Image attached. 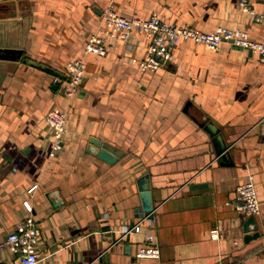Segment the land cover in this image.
<instances>
[{"label": "crops", "instance_id": "0c3cea01", "mask_svg": "<svg viewBox=\"0 0 264 264\" xmlns=\"http://www.w3.org/2000/svg\"><path fill=\"white\" fill-rule=\"evenodd\" d=\"M107 1L0 0V48L22 52L0 57V243L32 216L42 228L37 264H264L262 56L188 40L161 68L142 72L137 60L148 39L139 31L110 39L105 55L85 54ZM252 3L264 13V0ZM117 9L128 17L157 12L204 31L244 29L264 41V22L238 0H117ZM82 56L86 74L69 98L67 63ZM56 106L68 113L67 130L50 157L45 118ZM208 120L223 133L228 161L217 153ZM93 140L120 156L101 158L90 150ZM145 173L153 221L125 233L139 220ZM249 177L261 200L256 215L228 203ZM148 232L159 239L160 259L137 256ZM0 264H17L9 247L0 248Z\"/></svg>", "mask_w": 264, "mask_h": 264}, {"label": "built area", "instance_id": "2783aa9c", "mask_svg": "<svg viewBox=\"0 0 264 264\" xmlns=\"http://www.w3.org/2000/svg\"><path fill=\"white\" fill-rule=\"evenodd\" d=\"M238 4L243 11L250 14L254 21L264 22V13L255 8L252 0H238ZM135 31L145 33L148 39L146 55L137 60L142 72L161 68L173 58L175 46L181 41L188 40L203 43L214 50H218L224 43H231L260 54L264 60V41L252 38L248 30L233 29L221 25L215 30L204 31L195 26L166 20L157 12L147 18L128 17L118 11L117 0H108L104 6L100 28L98 32H94L88 37L85 54L105 55L110 39L126 40ZM86 67L85 56L67 63L68 76L63 88L69 98H73L79 93L86 74ZM67 115L66 109L60 106L50 109L46 114V122L52 130L50 157L57 156L64 146ZM35 187L36 185L31 188V191ZM235 190L236 198L229 200L228 203L233 204L238 212L248 215H256L261 212V200L253 177L237 184ZM26 204L32 210L30 202L26 201ZM138 214H140L139 211ZM152 218L139 216L138 222L132 227H127L125 233L141 232L142 222L148 220L151 223ZM213 233L215 237L219 236L217 230H214ZM41 234L42 228L39 222L31 216L9 233L7 240L0 243V248L9 247L16 254L17 264H37L40 257L37 244ZM161 255L162 250L158 237L153 232L146 233V241L139 247L137 256L160 259Z\"/></svg>", "mask_w": 264, "mask_h": 264}, {"label": "water", "instance_id": "95a60500", "mask_svg": "<svg viewBox=\"0 0 264 264\" xmlns=\"http://www.w3.org/2000/svg\"><path fill=\"white\" fill-rule=\"evenodd\" d=\"M241 47V46H238ZM21 50L19 49H10V48H0V57L1 58H19L21 56ZM31 61V60H30ZM32 63H35L34 61H31ZM46 70L50 72H54L51 68H46ZM206 129L213 135L214 141L217 148V153L219 157L224 160H229V154L227 152L228 144L224 139L223 133L221 132V129L219 126H217L213 121L208 120L206 121ZM95 146H90V150L100 156L101 158L113 162L120 156V152L118 150L108 146L107 144H103L99 141L93 140L92 141ZM139 187L141 190V198H142V206L138 209L140 214L139 216H148V217H154V200H153V194H152V188H151V178L149 173L143 174L139 180ZM252 218H250V221L247 222V225L250 224Z\"/></svg>", "mask_w": 264, "mask_h": 264}]
</instances>
